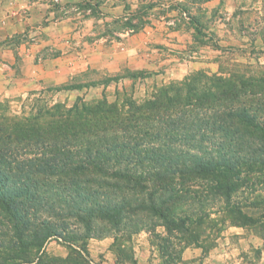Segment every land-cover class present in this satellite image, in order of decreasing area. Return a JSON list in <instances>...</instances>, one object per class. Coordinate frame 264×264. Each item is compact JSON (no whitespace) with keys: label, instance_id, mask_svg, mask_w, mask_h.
<instances>
[{"label":"trees","instance_id":"1","mask_svg":"<svg viewBox=\"0 0 264 264\" xmlns=\"http://www.w3.org/2000/svg\"><path fill=\"white\" fill-rule=\"evenodd\" d=\"M202 79L140 103L48 104L42 89L26 114L1 103L0 264H39L53 237L84 255L90 238L162 226L169 258L225 220L264 236V80L217 78L210 94Z\"/></svg>","mask_w":264,"mask_h":264},{"label":"rangeland","instance_id":"2","mask_svg":"<svg viewBox=\"0 0 264 264\" xmlns=\"http://www.w3.org/2000/svg\"><path fill=\"white\" fill-rule=\"evenodd\" d=\"M176 2L177 0L143 2L133 13L134 20H121L113 24L118 29L130 28L129 24L141 27L151 23V17L164 16L174 7L178 12L175 16L178 26L187 30L188 21L182 15V12L186 11V17L190 18L194 31L190 32L189 38L186 37L190 40L188 47L178 49L176 56L173 57V51L163 45L160 55L149 59L150 63L155 62L151 68L133 70L125 66L115 74H111L112 65L108 66L109 68L106 66L104 71L90 68L82 71L77 68L70 74L71 79L62 85H67L69 89L55 91L52 88L60 85H32L22 95L0 98V104H3L1 109L6 115L26 114L33 101L28 93L40 89L45 92L42 96L43 103L56 102L71 106L79 100L91 101L102 98L109 102L121 103L124 98L140 103L152 97L162 87L181 82L189 74L195 73L207 77L205 80L202 79V82L208 85L210 94L223 87V84L214 82L217 78L228 79L236 76L243 80L249 77L258 80L261 77L264 80V21L258 23V33H251L250 30L248 33H238L240 25L236 19L229 18L224 8L218 7L211 14H207L203 8L205 0H183L177 2L178 5ZM261 8L264 10V5ZM225 25L230 33L224 29ZM21 38L25 39V36L15 39L18 42ZM68 39L74 43L72 36ZM54 48L53 46L45 50L43 55H47V52L54 53ZM211 211H213L211 217L221 215L219 204L213 205ZM165 234V229L157 226L133 233L130 238L120 237L114 244H111L112 237L100 240L105 239L106 243H109V254H113L117 261L131 264H236L237 259L241 261L240 264H253L259 260V251L255 247H247L245 242L242 244L240 237L247 238L248 244L251 245H254L256 238H264L254 227L234 225L225 220L210 224L203 236L189 244L174 241V248L178 253L167 258L159 252L166 242L159 240L158 236ZM53 240L55 241L53 245L65 250L64 258L55 257L51 247L46 250L48 243ZM93 240L99 241L98 238L88 241ZM82 250L86 251L87 254L84 255L87 258L82 254L83 251H75L60 239L53 237L44 244L39 264H91L87 250Z\"/></svg>","mask_w":264,"mask_h":264},{"label":"crops","instance_id":"3","mask_svg":"<svg viewBox=\"0 0 264 264\" xmlns=\"http://www.w3.org/2000/svg\"><path fill=\"white\" fill-rule=\"evenodd\" d=\"M146 1L0 0V98L22 95L32 85L66 84L77 68L104 71L112 65L111 74L125 66L133 70L151 68L155 62L149 59L159 56L163 45L176 56L178 49L188 47L190 40L186 37L194 31L186 11L182 15L188 21L187 30L178 26L174 7L164 16L151 17V23L141 27H114L117 21L134 20L133 13ZM262 5L264 0H205L203 8L207 14L224 8L240 25L238 33H258V23L264 21ZM23 36L25 39L16 41ZM53 46L54 53L43 55ZM240 238L242 244L259 251V260L253 264H264V238H256L254 245ZM53 244L55 241H50L46 250L51 247L55 257L64 258L65 250ZM108 244L105 239L87 242L91 264H131L117 261L109 254Z\"/></svg>","mask_w":264,"mask_h":264},{"label":"built area","instance_id":"4","mask_svg":"<svg viewBox=\"0 0 264 264\" xmlns=\"http://www.w3.org/2000/svg\"><path fill=\"white\" fill-rule=\"evenodd\" d=\"M55 1H58V0H55Z\"/></svg>","mask_w":264,"mask_h":264}]
</instances>
